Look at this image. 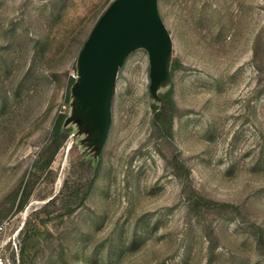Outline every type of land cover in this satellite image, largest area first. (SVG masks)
I'll return each instance as SVG.
<instances>
[{
	"label": "rangeland",
	"instance_id": "rangeland-1",
	"mask_svg": "<svg viewBox=\"0 0 264 264\" xmlns=\"http://www.w3.org/2000/svg\"><path fill=\"white\" fill-rule=\"evenodd\" d=\"M111 1L0 0V240L19 230L21 264H264V0H157L169 78L152 94L130 51L98 147L70 73Z\"/></svg>",
	"mask_w": 264,
	"mask_h": 264
},
{
	"label": "water",
	"instance_id": "water-1",
	"mask_svg": "<svg viewBox=\"0 0 264 264\" xmlns=\"http://www.w3.org/2000/svg\"><path fill=\"white\" fill-rule=\"evenodd\" d=\"M143 46L149 57V90L169 78L170 36L159 15L157 0H112L94 22L77 60L71 85L73 111L101 146L111 119V98L125 56Z\"/></svg>",
	"mask_w": 264,
	"mask_h": 264
},
{
	"label": "trees",
	"instance_id": "trees-1",
	"mask_svg": "<svg viewBox=\"0 0 264 264\" xmlns=\"http://www.w3.org/2000/svg\"><path fill=\"white\" fill-rule=\"evenodd\" d=\"M177 59H173L171 62V69L176 66ZM68 95V94H67ZM162 105L161 106H153V114H154V121L161 126L160 129L167 132V135H169V131L171 128L172 118L174 116V111L176 109L173 97H172V87L170 86L167 88L162 94H160ZM65 114L60 113L55 118L54 121V141L56 142L54 146V151L58 148L60 139L59 135L64 130L63 120H64ZM163 124V125H161ZM62 135V134H61ZM53 151V152H54ZM189 207L191 209H201L202 207H226V206H232L233 204L230 202H224V201H218L214 200L212 198L206 197L199 193H193L188 198Z\"/></svg>",
	"mask_w": 264,
	"mask_h": 264
},
{
	"label": "built area",
	"instance_id": "built-area-1",
	"mask_svg": "<svg viewBox=\"0 0 264 264\" xmlns=\"http://www.w3.org/2000/svg\"><path fill=\"white\" fill-rule=\"evenodd\" d=\"M73 80L77 78V71L70 73ZM2 226L0 225V230ZM19 230H15L8 239L0 240V264H21Z\"/></svg>",
	"mask_w": 264,
	"mask_h": 264
}]
</instances>
